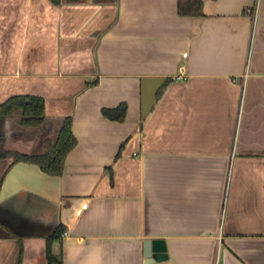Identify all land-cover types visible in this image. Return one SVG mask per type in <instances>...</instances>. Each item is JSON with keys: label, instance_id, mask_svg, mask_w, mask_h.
<instances>
[{"label": "crops", "instance_id": "0c3cea01", "mask_svg": "<svg viewBox=\"0 0 264 264\" xmlns=\"http://www.w3.org/2000/svg\"><path fill=\"white\" fill-rule=\"evenodd\" d=\"M202 1L0 0V105L45 104L4 122L0 264H264V0ZM144 78H164L145 117ZM67 117L61 175L8 154H44Z\"/></svg>", "mask_w": 264, "mask_h": 264}, {"label": "trees", "instance_id": "16d2710c", "mask_svg": "<svg viewBox=\"0 0 264 264\" xmlns=\"http://www.w3.org/2000/svg\"><path fill=\"white\" fill-rule=\"evenodd\" d=\"M57 1V0H55ZM179 13L185 16H202V0H179ZM44 99L39 96L21 95L9 98L5 103L0 105V158L6 157L7 152H1L4 122L17 109L22 110L20 123L26 127H34L42 124L45 118ZM104 116L111 120L123 121L126 117L127 104L121 103L117 108H104ZM77 140L72 132V118H65L60 129L58 139L55 143L46 140V151L41 155H26L19 152H9L14 155L15 161H28L36 163L42 171L50 175H61L68 153L76 146ZM64 231V226L60 225L49 240L60 238ZM62 264L48 249V264Z\"/></svg>", "mask_w": 264, "mask_h": 264}, {"label": "water", "instance_id": "95a60500", "mask_svg": "<svg viewBox=\"0 0 264 264\" xmlns=\"http://www.w3.org/2000/svg\"><path fill=\"white\" fill-rule=\"evenodd\" d=\"M164 82V78H144L142 80V115L145 117L152 109L157 92ZM165 248L158 241L146 242V257L151 261L166 257Z\"/></svg>", "mask_w": 264, "mask_h": 264}]
</instances>
